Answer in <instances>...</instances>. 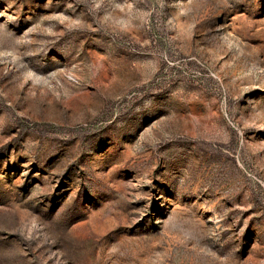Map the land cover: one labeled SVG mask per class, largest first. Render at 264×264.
Masks as SVG:
<instances>
[{
    "label": "rangeland",
    "instance_id": "obj_1",
    "mask_svg": "<svg viewBox=\"0 0 264 264\" xmlns=\"http://www.w3.org/2000/svg\"><path fill=\"white\" fill-rule=\"evenodd\" d=\"M0 264H264V0H0Z\"/></svg>",
    "mask_w": 264,
    "mask_h": 264
}]
</instances>
